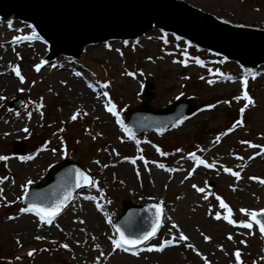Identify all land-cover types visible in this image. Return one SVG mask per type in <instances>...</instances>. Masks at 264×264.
Listing matches in <instances>:
<instances>
[{
	"label": "rangeland",
	"instance_id": "obj_1",
	"mask_svg": "<svg viewBox=\"0 0 264 264\" xmlns=\"http://www.w3.org/2000/svg\"><path fill=\"white\" fill-rule=\"evenodd\" d=\"M178 1L200 9L188 0ZM199 2L208 7L200 10L232 21L233 25L264 29V0ZM33 32L37 38L24 39ZM17 36L21 39L14 40ZM2 48H5L2 54L11 51L2 66L13 81L0 88V96L4 97L0 100V115L7 116L12 123L22 118L27 131L23 129L15 135L0 133V156L7 157L0 160V188L4 189L0 193V258L11 264H106L117 253L140 258L145 264H159L162 250L148 251V248L165 240L174 241L165 245V249L178 246L176 231L167 233L165 224L172 208L179 210L182 205L190 212V202L180 199L184 191L194 197L196 209L198 205L201 207V220L188 217L187 229L209 249L203 253L207 263L237 264L235 253L239 251V264H264V234L259 226L251 221V229L239 226L235 233L223 219L224 215H230L235 222H250L247 212L240 209L258 213L264 209V183L260 182L264 180V67H242L236 60H226L221 54L200 48L181 36L150 29L145 38L97 41L89 44L85 58L59 55V61L47 65L51 49L34 26L23 18L0 15ZM37 64L39 69L35 67ZM13 67L18 68L23 82L12 71ZM66 72L75 74V80L62 75ZM148 84L155 93L150 101L155 109H164L177 99L190 97L198 100L199 108L173 127L131 134L129 139V133L116 123V117L106 110V105L110 106L109 101L115 105L128 128V111L141 103ZM86 90L98 94L96 105L92 98L87 99ZM245 91L253 101L247 107L242 95ZM105 92L107 96L103 95ZM10 104L13 108L8 107ZM74 113L75 120L71 119ZM152 113L157 112L136 113L139 129L166 126L173 120L171 114ZM229 128L233 130L228 132ZM17 141L24 142V152H14ZM41 151L49 164L43 162ZM189 153L205 164L196 163ZM256 154L260 157H255ZM15 156H37L39 160L29 171H19L10 164ZM65 158L81 162L93 178L92 186L86 185L76 192L75 199L51 223L41 221L34 212H20L27 187ZM116 161L129 164V175L136 174L138 182L123 187L128 179L122 168L114 164ZM179 163L190 164L198 171L186 175L181 184H170L146 200L141 199L140 173L150 169L170 173ZM40 165L44 167L42 171ZM224 168L239 172V179ZM192 185L204 191L198 192ZM217 196L228 209L221 208ZM125 200L142 205L159 204L162 215L159 230L140 246H126L127 251L116 248L105 258L99 257L100 252L113 249L110 237L118 238V234L112 225L117 224ZM95 208L100 211L99 219L91 223L87 214ZM217 212L220 219L215 218ZM178 221L175 218L176 228ZM221 222L226 224L225 228ZM204 236L210 239L205 240ZM63 244L68 248L62 247ZM30 250H35L31 256Z\"/></svg>",
	"mask_w": 264,
	"mask_h": 264
},
{
	"label": "water",
	"instance_id": "obj_2",
	"mask_svg": "<svg viewBox=\"0 0 264 264\" xmlns=\"http://www.w3.org/2000/svg\"><path fill=\"white\" fill-rule=\"evenodd\" d=\"M0 14L23 18L35 25L40 35L50 44L47 65L59 61V55L85 58L89 44L97 41L145 38L150 29L182 35L242 65L256 67L259 64L257 67H264V64H260L264 63V29L232 25V21L184 5V2L178 0H0ZM151 88L149 84L145 89L142 104L128 111L129 126L133 133L168 129L198 109L195 98L179 99L164 109H155L150 104L154 95ZM144 110L157 112L158 115L171 114L173 120L166 126L139 129V116L136 113ZM69 168H77L88 175L78 162L63 161L52 167L45 178L29 187L23 206L35 203L49 207L62 197L64 190L71 185L62 184L55 188L49 186ZM90 181L89 185L92 184L91 177ZM83 187H71L70 198L59 213ZM36 193H41V197L32 199ZM153 206L125 201L118 227L125 235H139L140 232L151 230L156 220V209ZM259 216L264 219V213H259ZM161 218L160 212V221ZM0 264L10 263L0 258Z\"/></svg>",
	"mask_w": 264,
	"mask_h": 264
},
{
	"label": "bare ground",
	"instance_id": "obj_3",
	"mask_svg": "<svg viewBox=\"0 0 264 264\" xmlns=\"http://www.w3.org/2000/svg\"><path fill=\"white\" fill-rule=\"evenodd\" d=\"M191 4L200 7V9L203 10H208V7L202 3L199 2V0H188ZM36 46V45H34ZM14 48L12 47L10 50L12 51ZM5 48L0 49V88H2L3 86H5L7 83H12V79L9 78L7 76V74H5L4 72V68L2 66V63L5 62L4 60H8V56L10 55L11 51L8 52L7 56L6 54H2V51H4ZM62 75L67 76L69 79L71 80H75V74L70 72H66V73H62ZM226 82V80L224 81ZM87 86L90 88L91 85L89 83H87ZM87 91V90H86ZM88 93V91H87ZM98 95V94H97ZM97 95H92L90 93L87 94V99H91L92 98V103L93 104H97L99 101V98L97 97ZM20 117V115H19ZM25 127V123L22 120V118H18V120H16L15 123H12L9 121L7 116H1L0 115V133L7 132V133H11L10 135H15V134H19L20 131H22ZM40 154H42L41 158H43V162L45 163V165L49 164V161L47 160V158L44 157L43 152L41 151ZM258 154L255 155V157ZM29 156H27V158L25 159H21L20 157H14L10 159V164L12 166H14L15 168H17L19 171H29L32 167H36L35 165L38 163L37 161L39 160L37 158V156H35L34 158L28 159ZM260 157V156H257ZM68 158V157H67ZM35 162H37L36 164H34ZM114 164H118L120 166V168H122L123 173L125 174L126 178L128 180H126V185L123 187H127L129 186V184H135V182H138L136 180V174L133 175H129V164H126L125 162H115ZM43 166L40 165V171L43 170ZM198 170L195 167H191L190 164H183V163H179L176 164L173 168H171L170 173H164V172H158L154 169H150V171H146L145 173L143 172L142 174L140 173L139 175L143 176V185L140 189L141 192V199L142 200H146L147 198L151 197L152 194H154L155 192L158 191V189L161 188H168L170 184H172L173 186H176L177 184H181L184 182L186 175L189 174V172H191V175H195V172H197ZM35 172H37V170L35 169ZM199 172L203 173V171L199 170ZM75 175L72 176V173H69V179L68 176H62L59 177L56 181H57V185L63 184L68 180V183L66 186H69V184H73V182L75 183ZM54 180V185L55 182ZM173 182V183H171ZM53 184V181L51 182ZM50 183V184H51ZM9 187H11L10 185H8ZM1 189V188H0ZM11 191H13V187L10 188ZM4 189H2L3 191ZM153 196V195H152ZM139 197V196H138ZM193 198L192 196H190V194L188 195L187 193H185L184 191L181 192L180 195V199H182V202L185 201H189L190 202V212L187 213V211L185 209L182 208V205L180 207V209H174L172 208L171 210V214L170 217H168L166 219V224H165V231L167 233H170L171 231L173 232L174 230L177 233L178 236V240H179V234L180 232L184 231L187 235V240L185 241H179L177 242L178 246H173L169 249H162V254H160L159 257V264H205L206 257L203 255V253H207L208 252V248L207 246H204V244L202 242H199L198 239H196L195 237H192L189 234V231L187 229V219L188 217H195L196 221H200L201 220V207L198 205V209H196L194 207V203H193ZM82 207V206H81ZM92 210V209H91ZM99 212L96 208L94 210H92V212H90V214H87L89 217V221L91 223H96L98 222V216H99ZM176 220L179 222V227L178 228H174L173 224L174 220ZM174 219V220H173ZM203 223L206 225L205 221L202 220ZM214 224V223H211ZM221 226L223 228L226 227V224L221 222ZM228 226L231 229H234L233 231L235 233H238L237 230H239V226L240 224L238 222L234 223V224H229ZM197 229V227H196ZM192 234V233H191ZM162 244V242H161ZM264 244V241H263ZM191 246V247H189ZM111 250H113V252H115V249H111L110 247L108 248V251H104V252H100L99 257L105 258V256L107 255V253H109ZM102 251V250H101ZM101 253H103V255H101ZM199 253V255H198ZM151 254V253H150ZM155 253L151 254L154 255ZM143 257V256H142ZM124 258H128V257H124L123 254L119 255V254H115L113 255V257H109L106 264H145L143 263V260H140V258H128L126 260H124ZM227 259H224V263L227 262ZM141 262V263H140ZM103 264V263H102ZM209 264V263H207ZM214 264H220L215 263Z\"/></svg>",
	"mask_w": 264,
	"mask_h": 264
},
{
	"label": "snow or ice",
	"instance_id": "obj_4",
	"mask_svg": "<svg viewBox=\"0 0 264 264\" xmlns=\"http://www.w3.org/2000/svg\"><path fill=\"white\" fill-rule=\"evenodd\" d=\"M35 39L36 37V33L33 32L31 37H24V39ZM14 40H19L21 39V37L17 36L13 38ZM127 43V42H126ZM197 63H201V61L197 60ZM43 63V61L41 62ZM37 69H39L40 65L37 64L35 66ZM12 71L15 72L16 76L19 77L20 81L23 82L24 77L20 74V71L18 70V68L13 67ZM128 75H133V73H127ZM209 83H212V81H209ZM104 96H107L108 93L105 92L103 94ZM243 99L247 102L245 107H247L248 105H251L253 103L252 99L249 97L248 93L245 91L243 92ZM4 99V97L0 96V100ZM236 99H240V97H237ZM109 105H106V110L111 113L113 116L116 117V123L120 125V127L127 133H129V139L132 138L131 135V130L129 128H127L123 121H121L120 116L118 114V112L115 109V105L111 104V101H109ZM207 107L211 108L213 107V105H208ZM241 112L244 111V108L240 109ZM77 118V114H73L71 119L75 120ZM177 123H179V121H177ZM239 123V121H237V124ZM233 129L229 128L227 131L231 132ZM24 131H27V129H24ZM217 140H219V137H217ZM157 151H160L159 148H157ZM177 151H179V149H177ZM161 155H166V153H161ZM190 158H192L193 160L196 161V163L198 164H205V161L200 159L199 157L195 156L193 153H189L188 154ZM7 157L5 156H0V160H6ZM21 159H25V157H21ZM28 159H31V157H28ZM160 167H164V165H159ZM207 167L211 168L213 167L212 164H207ZM225 172L231 173L233 176H235L237 179H239L240 177V173L239 172H233L231 168H224ZM192 173L189 172V175H191ZM75 187L80 188L82 186H86L89 185L91 183L90 181V177L88 175H86L84 172L80 171L79 169L75 170ZM4 179H7L6 177ZM253 179H256L253 177ZM261 183H264V180L260 181ZM27 183H31V181H28ZM193 188H195L198 192H203L204 189L203 188H197L196 185H192ZM70 192H71V187H68L64 190L63 196L60 197L59 199H57L54 203H51V206L46 207L42 204H35V203H29L27 207L21 208L19 211L22 213H26V212H34L36 214V216H38L40 218L41 221H45L48 223L52 222V219L61 211V209L63 208V206L67 203V200L70 198ZM0 193H2V189H0ZM88 199H91V197H87ZM217 200L220 201V206L221 208L224 209H228V205L226 203H224V201L222 199H220V197H216ZM206 199V197H205ZM97 207H99V205H97ZM156 209V220L153 222V225L151 227V230L149 231H143L140 232L139 235H125V232L121 230L120 227L116 226V225H112V227L115 229V231L118 234V238H111V242H112V246L113 249L116 248H124L126 251L128 250L126 246H133V245H139L142 241H147L149 240L151 237L156 235V231H157V227L158 224L160 222V212H161V207L159 204L154 205L153 206ZM240 211L242 213L247 212V214L249 215L250 218V222H244V221H240L239 224L241 227L245 228V229H251L253 227V224L251 221H254L256 225L259 226V231L261 234H264V219H261L259 216V213L257 211H248L246 209H240ZM260 213H264V209L259 210ZM230 213V210H229ZM221 214L219 212L216 213L215 218L216 219H220ZM8 219H13V217H8ZM224 220H227L229 224H234L236 223L235 221H233L230 218V215H224L223 216ZM81 223H83V221H80ZM109 223H111V221L109 220ZM173 227L175 228L176 225L173 224ZM36 239H42V237H36ZM188 238L183 234V232H180L179 234V240L175 241V242H179V241H185ZM205 240H209L210 237L208 236H204ZM228 239L231 240L232 236L231 234H229ZM174 241L173 240H165L162 244H160L159 246H152L148 248V251H153L154 249L156 251H160L162 250L165 245H169L172 244ZM241 243H244V241H241ZM62 247L64 248H68L67 244H63ZM191 247V246H189ZM35 250H30L28 255L31 256L33 254ZM101 255H103V253H101ZM199 255V253H198ZM235 257H236V261L237 264H239L240 261V252L237 251L235 253ZM205 264H207V261H205Z\"/></svg>",
	"mask_w": 264,
	"mask_h": 264
}]
</instances>
